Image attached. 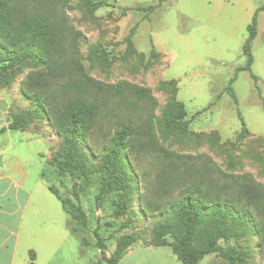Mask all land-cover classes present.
<instances>
[{
	"label": "rangeland",
	"instance_id": "obj_1",
	"mask_svg": "<svg viewBox=\"0 0 264 264\" xmlns=\"http://www.w3.org/2000/svg\"><path fill=\"white\" fill-rule=\"evenodd\" d=\"M22 1L34 10L35 0ZM93 1L106 5L91 13L85 0L54 1L78 40L74 46L68 42L65 60L70 66L63 78L48 80L45 87L34 85L31 91L27 78L36 82L46 76V70L27 61L9 79L0 80V129L9 126L13 114L34 111L38 115L26 129L0 135L1 162L35 194L34 212L27 213L30 227H60L56 206L61 210L68 236L64 264H108L101 259L98 240L110 257L124 237H130L131 243L119 264H183L174 252L173 239L167 238L168 246H155L153 231L167 217L170 205L180 201L182 191L193 186L192 181H204V189L212 184L202 176L210 168L214 183L231 187L236 197L242 196L247 185L259 206L251 208L256 227L244 238L221 240L220 245L244 248L251 255L247 264H264V141L258 138H264V84L260 95L258 81L255 84L249 72H239L235 78L237 69L246 65L245 42H240L239 34L232 38L234 28L220 18L227 15L223 11L226 0H167L154 10L150 6L161 0ZM232 3L226 5L228 9ZM133 29L130 48L126 39ZM263 53L259 39L253 43L255 75L261 73ZM86 77L93 81L89 98L99 109L82 142L76 177H72L59 170L60 149L67 136L56 124L65 101L59 89L69 78L85 81ZM233 78L237 104L229 92ZM138 89L144 91L143 99L136 96ZM46 95L54 100L53 120L38 107L37 96L43 100ZM170 100L185 105L193 132L190 137L168 139L162 134L160 123ZM239 113L258 137L242 133ZM127 128L135 133L122 156L136 179L101 194L106 175L103 160L119 142L118 132ZM160 149L192 159L173 157L176 165H172ZM186 168L192 177L184 189L179 180L184 181ZM164 172L167 190L162 185ZM49 187L74 202L79 195L89 222L85 232L70 231V216ZM82 240L88 246L81 245ZM200 264L231 263L212 254Z\"/></svg>",
	"mask_w": 264,
	"mask_h": 264
},
{
	"label": "trees",
	"instance_id": "obj_2",
	"mask_svg": "<svg viewBox=\"0 0 264 264\" xmlns=\"http://www.w3.org/2000/svg\"><path fill=\"white\" fill-rule=\"evenodd\" d=\"M54 1L35 0L32 11L22 0H0V80L9 79L27 61H35L46 70V76L38 78L36 82L31 80V76L27 78L26 86L29 90L34 89V85L45 87L48 85V80L56 81L65 76L70 66L65 60L69 54L68 42L74 46L78 40L73 36L71 27L66 20L56 11ZM165 1L167 0H161L157 6H150V10L161 6ZM84 3L91 13L106 5L102 1L94 2L93 0H85ZM262 9L264 10V7ZM256 27L257 16L249 27V38L243 48L247 64L245 67L237 69L235 78L239 72L248 71L255 82L258 81V78L252 73L254 58L251 51L252 42L256 38ZM135 33L136 30L133 29L126 39L130 48L133 47L132 37ZM235 78L230 82L229 92L237 104V97L231 87ZM172 84H176V82L173 81ZM92 87L91 78L86 77L85 81L69 78L63 82L59 89V93L65 96V101L60 104L61 112L56 117V124L60 129L66 130L67 134L60 149L63 161L59 165V170L72 177H76L78 171V163L82 157V142L90 133L98 115V105L89 98ZM136 96L143 99L144 91L138 89ZM37 99L40 101L38 107L41 112L53 120L52 102L54 100H50V95H46L43 100L37 96ZM37 117L38 115L34 111L13 114L12 122L8 127L0 129V135L8 131L24 130ZM186 117L185 105L180 101L170 100L160 123L164 137L168 139L190 137L193 133L190 130L191 120H186ZM239 117L242 121V130H244L242 133L250 135L240 113ZM134 133L131 128L118 132L119 142L103 160L106 175L103 178L101 194L110 193L116 185L133 184L135 181L136 174L128 171V165H125L122 156V151L129 147L130 137ZM261 140L264 141V139ZM159 151L163 153L164 159L172 165H176L173 157L192 159L190 156H173L162 149ZM183 164L188 166L186 161H183ZM182 176L184 181L179 180V183H181L180 187L185 189L188 180L190 181L192 177L189 168L184 170ZM202 176L209 178L208 181H212V184L204 189V181L198 183L192 181L193 186L182 191L180 201L175 205H170L167 217L155 226L154 245L168 246L167 238H172L174 252L183 264H200L206 256L212 254H220L231 264H247L251 258L248 250L241 247H238L239 249L224 248L220 245V241L244 238L252 231V227H256L251 212L252 207H259L255 203V194L246 185L243 187L242 196L236 197L234 193L230 192L231 187L226 185L220 187L216 182L214 183L213 171L210 168ZM167 178L168 176L164 172L162 185L166 190L168 187ZM61 184L66 185L63 179H61ZM49 190L58 198L63 209L70 216L69 223L72 233L85 232L89 227V222L87 214L80 204L79 195H76V202H74L70 198L62 197L53 187H49ZM130 240V237H124L110 257L107 255L106 247L102 241L98 240L96 247L99 249L103 261L108 264H119L127 253ZM81 244L88 246L83 240Z\"/></svg>",
	"mask_w": 264,
	"mask_h": 264
},
{
	"label": "crops",
	"instance_id": "obj_3",
	"mask_svg": "<svg viewBox=\"0 0 264 264\" xmlns=\"http://www.w3.org/2000/svg\"><path fill=\"white\" fill-rule=\"evenodd\" d=\"M230 1H224L223 11L227 10V15L220 18L224 19L227 24L230 23L231 28H234L230 34L232 38L239 34L240 42L246 44L249 38V27L257 16L256 38L251 45L253 55L254 42L260 39L264 46V10L262 9L264 0H232L233 8L228 9L226 5ZM261 56L264 58V53ZM253 58L252 73L256 65V56L253 55ZM260 70V75H254L258 78L259 86L257 88L261 95L260 85L264 84V63L260 66ZM246 128L248 129L247 125ZM248 131L256 136L249 129ZM1 155L0 153V264H64L63 259L67 251L65 242L68 240V236L62 226L61 210L56 206L61 221L60 227L50 230L31 228L27 213L34 212L32 203L35 194L31 188L17 181L9 173L7 165L1 162ZM71 249H74L73 243Z\"/></svg>",
	"mask_w": 264,
	"mask_h": 264
}]
</instances>
